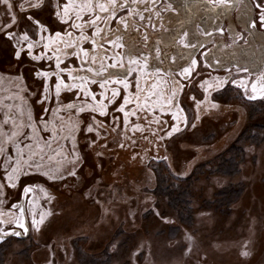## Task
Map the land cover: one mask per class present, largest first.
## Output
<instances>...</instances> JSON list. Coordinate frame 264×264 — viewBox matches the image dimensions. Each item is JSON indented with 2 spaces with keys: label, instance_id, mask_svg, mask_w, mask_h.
<instances>
[{
  "label": "rangeland",
  "instance_id": "rangeland-1",
  "mask_svg": "<svg viewBox=\"0 0 264 264\" xmlns=\"http://www.w3.org/2000/svg\"><path fill=\"white\" fill-rule=\"evenodd\" d=\"M124 1L72 0L70 18L68 0L0 3V264H264V109L249 106L264 105V70L193 67L189 50L148 45ZM114 60L127 76H108ZM57 76L77 87L57 97ZM236 145L238 171L215 172ZM157 169L191 176L187 222L159 194ZM231 186L233 204L212 203Z\"/></svg>",
  "mask_w": 264,
  "mask_h": 264
},
{
  "label": "flooded vegetation",
  "instance_id": "flooded-vegetation-1",
  "mask_svg": "<svg viewBox=\"0 0 264 264\" xmlns=\"http://www.w3.org/2000/svg\"><path fill=\"white\" fill-rule=\"evenodd\" d=\"M122 9L138 11L131 18L142 23L148 45L152 40L159 48L189 50L190 62L217 70L240 67L247 77L264 70V0H125ZM179 40L195 47L185 48ZM124 68L121 77L129 73Z\"/></svg>",
  "mask_w": 264,
  "mask_h": 264
},
{
  "label": "trees",
  "instance_id": "trees-1",
  "mask_svg": "<svg viewBox=\"0 0 264 264\" xmlns=\"http://www.w3.org/2000/svg\"><path fill=\"white\" fill-rule=\"evenodd\" d=\"M249 106L251 107V111L254 109L253 112H256V109H264V105L260 102L251 103ZM258 128L260 131L264 132V125L259 124ZM246 135L247 134L244 131L238 140H241V142H244V140L246 141L248 139ZM248 137H251L256 143H259L262 140V137L260 138L259 134L252 136L248 135ZM243 156V148L238 147L237 145L233 146L228 151V153L221 155L219 159H217L216 162L212 164V169L215 172L232 175L238 171L239 164L242 161ZM157 171L159 173L158 176L160 177V182L158 183L159 194L163 195L164 193V196L168 197L169 202L177 209L180 219L183 222H187L191 217V207L189 200V181L191 176L184 179H179L169 176L165 172L161 170L159 171V169H157ZM238 196L239 190L237 188L232 186L224 187L218 191L216 198L212 203L217 204L219 207H227L233 204ZM25 253H27V250Z\"/></svg>",
  "mask_w": 264,
  "mask_h": 264
},
{
  "label": "snow or ice",
  "instance_id": "snow-or-ice-1",
  "mask_svg": "<svg viewBox=\"0 0 264 264\" xmlns=\"http://www.w3.org/2000/svg\"><path fill=\"white\" fill-rule=\"evenodd\" d=\"M0 3H2L3 5H5V7H6V9H7L8 11H11L12 8H13V4L10 2V0H0ZM118 3H119V0H111V8H112V10L115 9V6H116ZM71 6H73V5H72V0H68V2L65 3L64 6H63L64 13H65V15L68 16L69 18H70V13H69L68 9H69V7H71ZM35 7H39V5H35ZM100 7H101V9L104 10V11H108V10H109V9L106 8L105 5H103V4H101ZM78 18H79V17H78ZM97 19H100V17H97ZM63 22H64V23H67L68 21L65 19ZM262 22H264V21H262ZM37 23H38V22H37ZM93 23H95V21H93ZM70 26H72V25H70ZM220 31H221V33H222L223 29L221 28ZM59 35H60V34L57 33V37H59ZM69 35H70V34H69ZM205 35H211V33H205ZM81 38L83 39L84 37H81ZM24 39L27 40V39H28V36L25 35V36H24ZM117 39H118V40H123V37H122V36H119V37H117ZM145 39H147V37H145ZM174 39H179V38L177 37V38H174ZM179 42H180L181 44H183V46H184L185 48H188V47H195L194 44H189L188 42H186V41H184V40H179ZM92 43L95 44V41L93 40ZM113 43H114L113 41L109 40V44H110V45H112ZM116 46H117V47H125V45L122 44V43L119 44V45H116ZM31 47H32V46L29 45V49H31ZM81 51H84V50L82 49ZM155 51H156L157 53H159L160 49H159V48H156ZM105 54H106V53H105ZM88 55H89V53H88L87 51H84V56H88ZM125 55H126L127 58H128V62H129V64H137V69H136L137 71H146V70H147V68H148V63H147V62H148V59H149L147 56H144V57H141V58H137V57L134 56V54H133V52H132L131 49H129V50L125 53ZM205 56H207V53H205ZM78 58H79V57H78ZM34 59H35V57H34ZM95 59H97V57H93V58H92V61L95 62ZM138 59H140V60L143 61V67H141L140 64L138 63ZM156 59L160 60L161 63L164 62L163 59H161L159 56H157ZM172 60H173V63H175L176 58L173 57ZM57 61H58V62H57L56 67H57V69H60V62H59V58H58V57H57ZM82 63H86V61H82ZM121 64H122V61H121V60H114V62H113L112 64L108 65V68H110V69H114V71H112V72L110 73L111 76H117V77H118V76L121 75V72H120V66H121ZM195 64H196V61L193 60V61H192V66L194 67ZM65 67H67V66H65ZM131 70H132V69H128V71H131ZM192 70H193V68H183L182 72H183L184 75L187 76V75H190V73H191ZM84 71H85V72H91L92 69H91V68H85ZM125 74H126V73H125ZM38 75H39V74H38ZM94 75H97V76H98V75H100V72L97 71V72L94 73ZM161 78H162V77H161ZM68 79H70V80H72V81H75L76 79H78V77H77V76H73V75H69V76H68ZM79 79L81 80L80 91H81V92H84V94H85L86 97L90 95V96H91V99H92L93 101H95V100H96V96H95V94L92 93L90 90H85V89L82 87V85H83V83H84V78H83V77H79ZM105 80H107V78H105ZM57 81H58V82L55 83V91H56V95H57V97H59L60 92H61V88H62V87L65 88V89H68V90H71V89L77 87V85H76L75 83H73V84H66V83L64 82V80L61 79L59 76H57ZM96 82H97V81H96L95 79H92V80H91V83H96ZM114 82H115V81H114ZM158 83H159V82L157 81V84H158ZM100 87H101V88H104V87H105V84L101 83V84H100ZM129 87H130V86L125 82V83H124V88H125V89H128ZM136 87H137V91H140V87H139V82H138V81H137ZM255 90H256V86L253 85V91L255 92ZM261 90L264 91V88H262ZM119 95H120V93L117 92V91H113V92H112L113 102H115V98H116L117 96H119ZM173 95H174V93H173ZM252 98H255V97H252ZM105 99H107V97H105ZM129 102H130V101H129L127 98H124V105H127ZM72 107H73V105H68V108H69V109H71ZM90 110H91V109H90ZM117 110L123 112V111H124V107H119ZM81 111H83V109H81ZM100 115H106V112H105L104 110H101V111H100ZM125 115H127V113H126ZM90 130H91V129H89V131H90ZM25 191L27 192L28 189H25Z\"/></svg>",
  "mask_w": 264,
  "mask_h": 264
},
{
  "label": "water",
  "instance_id": "water-1",
  "mask_svg": "<svg viewBox=\"0 0 264 264\" xmlns=\"http://www.w3.org/2000/svg\"><path fill=\"white\" fill-rule=\"evenodd\" d=\"M112 71H114V69H112V70L110 71V73H111ZM120 72H121V75H120V76H124V75H126L125 73H127V68L120 69Z\"/></svg>",
  "mask_w": 264,
  "mask_h": 264
}]
</instances>
